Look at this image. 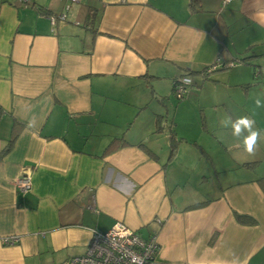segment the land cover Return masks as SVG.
Listing matches in <instances>:
<instances>
[{
  "label": "crops",
  "instance_id": "0c3cea01",
  "mask_svg": "<svg viewBox=\"0 0 264 264\" xmlns=\"http://www.w3.org/2000/svg\"><path fill=\"white\" fill-rule=\"evenodd\" d=\"M29 3L0 0V264H65L116 222L161 262L264 264V136L250 156L221 126L264 130V0Z\"/></svg>",
  "mask_w": 264,
  "mask_h": 264
},
{
  "label": "built area",
  "instance_id": "2783aa9c",
  "mask_svg": "<svg viewBox=\"0 0 264 264\" xmlns=\"http://www.w3.org/2000/svg\"><path fill=\"white\" fill-rule=\"evenodd\" d=\"M27 6L29 0H19ZM64 18V16H62ZM219 63L205 68L204 73L212 72ZM192 79L189 75L176 78L173 92L177 98L187 95ZM19 191L31 189V175L25 173L16 179ZM19 239L16 235L1 238L4 244H13ZM158 243L156 236L140 237L134 230L122 222H116L106 232L93 231L91 239L82 255L69 257L65 264H179L161 262L156 258Z\"/></svg>",
  "mask_w": 264,
  "mask_h": 264
},
{
  "label": "clouds",
  "instance_id": "9594fccd",
  "mask_svg": "<svg viewBox=\"0 0 264 264\" xmlns=\"http://www.w3.org/2000/svg\"><path fill=\"white\" fill-rule=\"evenodd\" d=\"M255 107H264V101L256 98ZM222 127H231L234 137L242 136V144L244 151L250 156L255 155L256 147L261 137L264 136V130L256 128V121L250 116H241L234 121L229 117L221 121Z\"/></svg>",
  "mask_w": 264,
  "mask_h": 264
},
{
  "label": "trees",
  "instance_id": "16d2710c",
  "mask_svg": "<svg viewBox=\"0 0 264 264\" xmlns=\"http://www.w3.org/2000/svg\"><path fill=\"white\" fill-rule=\"evenodd\" d=\"M195 3L196 0H192V3ZM0 112H1V108H0ZM238 219H240L241 221H245L247 220L250 223H255V220L253 218H251L250 216H246V215H237Z\"/></svg>",
  "mask_w": 264,
  "mask_h": 264
}]
</instances>
